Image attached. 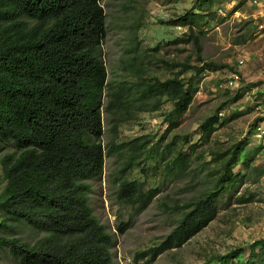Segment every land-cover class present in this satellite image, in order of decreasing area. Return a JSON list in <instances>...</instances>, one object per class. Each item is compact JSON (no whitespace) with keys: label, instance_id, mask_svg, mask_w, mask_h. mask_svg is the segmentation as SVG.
Listing matches in <instances>:
<instances>
[{"label":"trees","instance_id":"1","mask_svg":"<svg viewBox=\"0 0 264 264\" xmlns=\"http://www.w3.org/2000/svg\"><path fill=\"white\" fill-rule=\"evenodd\" d=\"M207 15L192 10L173 23L187 26V40L200 47L198 28ZM106 35L102 0H0V144L12 147L0 155V248L20 264L113 263L115 235L93 212L91 179L103 175L107 152L126 153L129 164H135L152 136L112 141L106 151L105 94L115 126L124 123L133 105L154 110L165 101L173 102L167 119L177 126L193 101L195 89L181 78L186 64L165 80L147 78L139 68L141 74H132L135 80L109 82L101 56ZM218 121L213 115L201 124L205 137ZM247 146L248 139H242L216 152L212 185L177 206L185 208L179 223L159 244L138 251L136 260L152 264L199 232L217 216L218 198L229 183L244 181L253 171L259 181L264 175L254 163L259 149L250 157ZM190 163L182 146L166 167L180 174ZM157 191L123 177L118 198L139 213ZM25 230L32 239L20 236ZM247 248L222 254L221 264H264V237Z\"/></svg>","mask_w":264,"mask_h":264},{"label":"rangeland","instance_id":"2","mask_svg":"<svg viewBox=\"0 0 264 264\" xmlns=\"http://www.w3.org/2000/svg\"><path fill=\"white\" fill-rule=\"evenodd\" d=\"M102 4L107 35L101 56L109 70V82L135 80L132 74H141L139 68L147 78L165 80L186 64L189 67L181 78L195 89L177 126L167 119L172 101L154 110L133 105L124 123L115 126L107 110L109 96H104L106 151L112 141L122 143L137 136L152 139L132 165L130 155L107 152L103 175L91 179L89 202L115 235L112 264H146L135 259L136 253L159 244L183 215L185 208L177 206L212 185L216 152L248 139V156L259 149L254 163L264 168V136L251 133L258 118L264 117V26H260L264 15L254 0H102ZM192 10L209 14L198 28L200 47L187 40V26L173 23ZM131 63L133 67H129ZM232 72L241 75L237 86L228 83ZM213 115H218L219 121L205 137L201 124ZM259 122L264 125V120ZM182 146L191 155V163L180 174L170 173L166 164L175 148ZM9 149L10 144H0V155ZM2 172L0 164V175ZM257 175L253 171L244 181L239 178L229 183L218 198L217 216L182 245L165 250L152 264H221L222 254L240 246L247 248L264 237V175L259 181ZM123 177L137 179L146 189H158L139 213L118 198ZM241 196L246 201L240 200ZM20 236L32 239L27 230ZM0 264L20 262L0 248Z\"/></svg>","mask_w":264,"mask_h":264},{"label":"built area","instance_id":"3","mask_svg":"<svg viewBox=\"0 0 264 264\" xmlns=\"http://www.w3.org/2000/svg\"><path fill=\"white\" fill-rule=\"evenodd\" d=\"M254 3H256V4L258 5V7L260 8V12H261V14L264 15V13H263V12H264V1H263V0H254ZM260 4H262L263 7H261ZM260 26L263 27L264 24L261 23ZM244 61H245V60H244ZM244 61L241 60L240 63L242 64V63H244ZM232 73H233V74H231V75L229 76L228 83H229L230 86H237L238 83H239L240 80H241V75H240L239 72H232ZM257 132H258V135H260V136H264V125L261 124L260 122H259L258 125H257V128H256V134H257Z\"/></svg>","mask_w":264,"mask_h":264}]
</instances>
